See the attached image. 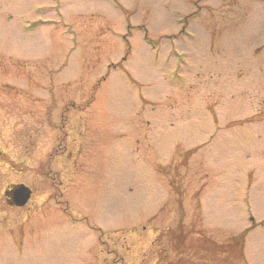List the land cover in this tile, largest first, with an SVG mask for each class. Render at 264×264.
<instances>
[{
  "label": "rangeland",
  "instance_id": "374dc122",
  "mask_svg": "<svg viewBox=\"0 0 264 264\" xmlns=\"http://www.w3.org/2000/svg\"><path fill=\"white\" fill-rule=\"evenodd\" d=\"M0 151V264H264V0H0Z\"/></svg>",
  "mask_w": 264,
  "mask_h": 264
},
{
  "label": "flooded vegetation",
  "instance_id": "af4514ba",
  "mask_svg": "<svg viewBox=\"0 0 264 264\" xmlns=\"http://www.w3.org/2000/svg\"><path fill=\"white\" fill-rule=\"evenodd\" d=\"M2 153H4V151H0V155ZM9 171L10 169L7 172ZM38 171L42 172L43 170L38 169ZM7 176L9 175L7 174ZM53 178L54 177H50L49 179H46L50 181L51 187L53 189V191L50 192V196L55 194V191L58 190L59 187V185L56 183L58 181L54 180ZM40 179L41 178L33 180L31 183L0 179V245L3 242L6 243L9 240L11 232V212L13 209L24 210L26 214L30 215H32L38 209L40 204L37 202V194L40 192L39 188L42 187V184L44 183V181ZM23 186H26L29 189V195L27 198L20 197V200L17 197V192L18 189H24ZM27 190H25V194H27ZM20 201H22V204L18 205L17 203Z\"/></svg>",
  "mask_w": 264,
  "mask_h": 264
},
{
  "label": "water",
  "instance_id": "95a60500",
  "mask_svg": "<svg viewBox=\"0 0 264 264\" xmlns=\"http://www.w3.org/2000/svg\"><path fill=\"white\" fill-rule=\"evenodd\" d=\"M17 197L20 199V197L21 198H25L26 197V194H25V191H24V189H19L18 190V192H17ZM21 200V199H20ZM19 204H21L22 203V201H20V202H18Z\"/></svg>",
  "mask_w": 264,
  "mask_h": 264
}]
</instances>
